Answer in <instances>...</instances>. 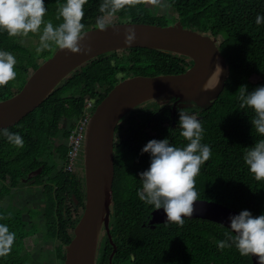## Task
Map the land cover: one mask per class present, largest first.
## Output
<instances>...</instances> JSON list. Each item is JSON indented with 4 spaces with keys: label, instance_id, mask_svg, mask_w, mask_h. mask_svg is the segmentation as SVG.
Returning <instances> with one entry per match:
<instances>
[{
    "label": "trees",
    "instance_id": "1",
    "mask_svg": "<svg viewBox=\"0 0 264 264\" xmlns=\"http://www.w3.org/2000/svg\"><path fill=\"white\" fill-rule=\"evenodd\" d=\"M147 1L0 0V101L16 95L67 40L106 25V15L117 17L111 24H181L220 37L216 44L227 79L217 99L204 106L192 102L197 117L183 121L177 114L174 122L164 108L157 134L150 135L144 127L162 110L152 99L118 124L109 233L103 225L95 264H254L241 239L220 223L150 220L164 204L207 199L239 211L264 242V0H170L177 14L172 23L153 15ZM29 27L42 35L36 44L26 45L20 35ZM188 59L147 47L103 53L76 69L34 111L0 131L2 190L43 187L46 199L38 215L57 264H65L86 203L85 166L80 176L66 165L69 136L86 115L87 103H94V113L124 79L179 74L193 65ZM4 196L0 191V201ZM22 213L17 205H0V264H33L23 243L26 227L38 226V217L33 222Z\"/></svg>",
    "mask_w": 264,
    "mask_h": 264
},
{
    "label": "water",
    "instance_id": "2",
    "mask_svg": "<svg viewBox=\"0 0 264 264\" xmlns=\"http://www.w3.org/2000/svg\"><path fill=\"white\" fill-rule=\"evenodd\" d=\"M131 47L176 52L191 58L193 65L179 74L126 78L96 106L85 139L86 203L74 229V237L67 246L65 264H95L102 225L109 233L115 176V132L121 119L136 106L165 94L181 101L191 99L189 101L204 106L222 92L227 66L214 37L184 28L181 24H106L67 40L52 57L39 65L16 95L0 101L1 131L34 111L56 87L92 58ZM216 64L220 68L218 75L215 73ZM207 80L212 82L209 88L200 89ZM217 81L219 85L215 88ZM40 172L41 168L36 174ZM152 215L151 224L181 218H201L220 223L241 239L254 264H264V242L259 232L239 211L226 205L207 199H182L156 208Z\"/></svg>",
    "mask_w": 264,
    "mask_h": 264
},
{
    "label": "rangeland",
    "instance_id": "3",
    "mask_svg": "<svg viewBox=\"0 0 264 264\" xmlns=\"http://www.w3.org/2000/svg\"><path fill=\"white\" fill-rule=\"evenodd\" d=\"M146 3L153 15L163 16L162 21H165L167 23L174 22V18L176 17L177 14L175 13L174 9L171 7L170 0H148ZM102 19L105 24H111L116 21L117 17L106 15V16H103ZM20 35L24 39V42L26 43V45L36 44L38 39L42 37L39 31H37L36 29L30 28V27H29V32L24 31V32H21ZM215 39H216V42H218L219 44L221 41V38L216 37ZM188 61L191 62L193 60L189 58ZM222 75L223 74H221V76ZM258 79H259L258 76H253L252 78L253 81H256ZM218 85H219L218 81L214 83L215 88H217ZM153 99L157 100V103L160 106L167 107L172 112H174L175 106H176L177 111H179L180 108L184 106V104H186L187 102L189 104L192 103V101H189L191 100L189 98H188L189 99L188 101L187 100L176 101L175 99H172L169 94L161 95ZM84 149H85V144L83 147L82 155H84ZM79 158H81V156H79ZM74 162L72 164L71 170H73L75 167L76 170L73 172L82 176L84 174L83 168L85 166L83 161L82 160L76 161L75 162L76 166H74ZM66 169H68L67 165H66ZM2 186L3 184L0 183V191L5 196L4 198H2L3 200L0 201V205L4 206L5 208L10 206V204L15 207L16 205L21 207V209L24 211V213L22 214L25 217V219H32L31 221L37 219L38 217V223H39L38 226L33 227L32 225H28L25 229V232L28 234V237L23 243L25 246L24 252L30 251V253H27V254L29 255V257L32 256L33 264H57L58 261L55 259L54 249L52 247V240H45L44 231H45L46 225L42 218L43 216L38 215L40 210H42V208L44 207V203L46 199V195L43 191V187L41 185L30 186V184H28L22 187L20 186L19 188H12L10 192L6 193V192H3ZM68 204L70 207H72V203L70 201Z\"/></svg>",
    "mask_w": 264,
    "mask_h": 264
},
{
    "label": "built area",
    "instance_id": "4",
    "mask_svg": "<svg viewBox=\"0 0 264 264\" xmlns=\"http://www.w3.org/2000/svg\"><path fill=\"white\" fill-rule=\"evenodd\" d=\"M94 108V103L92 101H89L86 105V115L84 118H82L77 126L72 130L70 136H69V152H68V164L67 167L69 170L72 168V164L75 161L79 160V156L81 155V152L83 151L84 142L86 139V134L88 131L89 123L92 118V109ZM74 162V165H75ZM75 169V167H74ZM73 169V170H74Z\"/></svg>",
    "mask_w": 264,
    "mask_h": 264
},
{
    "label": "flooded vegetation",
    "instance_id": "5",
    "mask_svg": "<svg viewBox=\"0 0 264 264\" xmlns=\"http://www.w3.org/2000/svg\"><path fill=\"white\" fill-rule=\"evenodd\" d=\"M176 101H180L178 98L175 99ZM183 104V103H182ZM195 105L194 103H186L184 104V106H182L180 108L179 111H177L176 109V106L174 107V112L171 111V114H172V117H173V121L175 122V118L177 116V114H179L181 116V119L183 121H185V118L188 117V118H194V117H197V111H193ZM160 108L162 109L161 112L157 115L154 116V120H152L151 122H148V124L144 127V131L147 132L148 134L150 135H155L157 134V131H156V126L158 125V122H157V119H161L162 117H164V108H167V107H163V106H160ZM190 109H192L190 111ZM177 111V112H176ZM116 132H115V141H116ZM114 148H115V143H114Z\"/></svg>",
    "mask_w": 264,
    "mask_h": 264
},
{
    "label": "bare ground",
    "instance_id": "6",
    "mask_svg": "<svg viewBox=\"0 0 264 264\" xmlns=\"http://www.w3.org/2000/svg\"><path fill=\"white\" fill-rule=\"evenodd\" d=\"M216 72H217V73H216ZM219 72H220V68H219V66L216 64V68H215V73H216V75H218ZM211 83H212V82H211ZM211 83L207 80V81L204 83L203 87L201 86L200 89L207 90V89L209 88V85H211Z\"/></svg>",
    "mask_w": 264,
    "mask_h": 264
}]
</instances>
